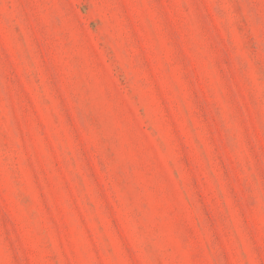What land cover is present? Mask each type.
Instances as JSON below:
<instances>
[{
	"label": "rangeland",
	"instance_id": "rangeland-1",
	"mask_svg": "<svg viewBox=\"0 0 264 264\" xmlns=\"http://www.w3.org/2000/svg\"><path fill=\"white\" fill-rule=\"evenodd\" d=\"M0 264H264V0H0Z\"/></svg>",
	"mask_w": 264,
	"mask_h": 264
}]
</instances>
